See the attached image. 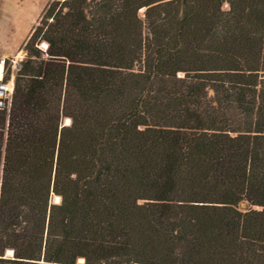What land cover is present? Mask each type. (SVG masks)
Returning <instances> with one entry per match:
<instances>
[{"label":"trees","instance_id":"obj_1","mask_svg":"<svg viewBox=\"0 0 264 264\" xmlns=\"http://www.w3.org/2000/svg\"><path fill=\"white\" fill-rule=\"evenodd\" d=\"M24 49L0 264H264V0H52Z\"/></svg>","mask_w":264,"mask_h":264},{"label":"rangeland","instance_id":"obj_2","mask_svg":"<svg viewBox=\"0 0 264 264\" xmlns=\"http://www.w3.org/2000/svg\"><path fill=\"white\" fill-rule=\"evenodd\" d=\"M47 1L0 0V53L17 59L20 63L25 60L27 56V51L24 49L25 43L38 24L44 9L52 0L48 3ZM43 6L44 8L40 11ZM143 12L144 9L141 10L142 15ZM53 200L57 202L59 198L54 196ZM241 207L245 208L246 204L243 203ZM8 254L11 253L8 252ZM79 262L83 261L79 260Z\"/></svg>","mask_w":264,"mask_h":264},{"label":"built area","instance_id":"obj_3","mask_svg":"<svg viewBox=\"0 0 264 264\" xmlns=\"http://www.w3.org/2000/svg\"><path fill=\"white\" fill-rule=\"evenodd\" d=\"M21 63L8 55L0 53V95H3L4 105L8 106L13 95L15 80Z\"/></svg>","mask_w":264,"mask_h":264},{"label":"water","instance_id":"obj_4","mask_svg":"<svg viewBox=\"0 0 264 264\" xmlns=\"http://www.w3.org/2000/svg\"><path fill=\"white\" fill-rule=\"evenodd\" d=\"M42 46L46 48L47 44L45 46L42 44ZM3 105H4V100H3V95L1 94L0 95V107H2Z\"/></svg>","mask_w":264,"mask_h":264},{"label":"crops","instance_id":"obj_5","mask_svg":"<svg viewBox=\"0 0 264 264\" xmlns=\"http://www.w3.org/2000/svg\"><path fill=\"white\" fill-rule=\"evenodd\" d=\"M48 2H49V0L47 1V3H48ZM47 3H46V4H47ZM46 4H45L44 6H46ZM44 6L40 9V11L44 8Z\"/></svg>","mask_w":264,"mask_h":264},{"label":"bare ground","instance_id":"obj_6","mask_svg":"<svg viewBox=\"0 0 264 264\" xmlns=\"http://www.w3.org/2000/svg\"><path fill=\"white\" fill-rule=\"evenodd\" d=\"M44 46L46 45V43L43 44Z\"/></svg>","mask_w":264,"mask_h":264}]
</instances>
